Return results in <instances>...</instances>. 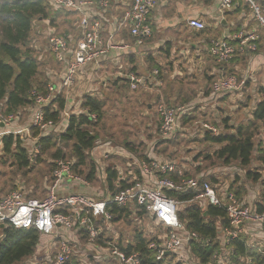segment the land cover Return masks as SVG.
Segmentation results:
<instances>
[{"label": "trees", "instance_id": "1", "mask_svg": "<svg viewBox=\"0 0 264 264\" xmlns=\"http://www.w3.org/2000/svg\"><path fill=\"white\" fill-rule=\"evenodd\" d=\"M88 1L94 3L107 1L110 4L115 0ZM233 1L238 4L239 10L237 11H240V9H242V11L245 10L246 7L240 0ZM220 2L221 0H219L218 6ZM228 12L229 11L225 14ZM228 16L231 18L233 14H229ZM120 18L121 16L117 19V22ZM76 19L77 17L73 13L52 11L45 0H0V114L4 116L11 115L18 120H20L23 113H25L24 110H28V114L30 115L34 106L30 93L35 91L36 93L45 94L48 84L52 83L57 85V78L50 75L46 77L45 75V66L47 65L45 60L47 57H44L42 61L41 58L38 57L41 52L39 51L40 49L32 45L35 22L47 21L49 26L51 28L53 27L57 34L68 35L71 33L77 38L76 40H78L80 35L75 34L73 31H69L73 21ZM60 27H64L65 29L59 31ZM205 29L206 25L201 31L193 30L192 34L194 37L203 36L206 33ZM53 34L55 33L53 32ZM220 39L221 38H215L210 40L208 42L207 51L212 41ZM170 49V43H167L165 47H161L159 50V55L163 60V67L153 65L158 72L155 78L157 81L161 80L166 82L167 79L163 76L164 71L171 73L173 70L172 67L175 61L169 58ZM47 53L51 56L50 58L53 59L51 53L49 51H47ZM261 53H264V49L260 47L255 55H260ZM149 58L152 61V57ZM247 60V56L236 55L232 65L243 66L244 62ZM213 61L219 66L215 68L214 74H210L211 69L209 68L203 73V78L205 79L203 81L206 82L203 96L209 97V99L215 98V96H212V85L217 79V73L221 70V67L225 69L224 74L235 73L232 69V65L231 67H227L217 64L214 59ZM130 64H132V62H130ZM57 65H59V63H57ZM131 72H133L136 77H139L135 74V69L132 68ZM174 79L175 80L169 82L167 85L168 87L163 88L166 106L175 107L172 105L174 103L188 105L195 97L194 91L188 90L189 82H186L184 78L175 77ZM127 82L129 83L128 80ZM248 87H250V81L246 82L242 91L243 95L245 89ZM64 95V90L57 92L51 103L43 111L44 121L53 124L47 132H43L39 128H31L29 131L30 139L26 140L25 145L22 144L23 138L20 135L8 134L4 135L0 140V179L7 175L5 169H12L8 176L15 177L19 175L23 179H26V181L30 183L27 187L32 189L27 199L37 198L38 200H43L46 197L47 192L45 197L42 196V194H44V189L46 191V188L52 184V173L55 169V161L58 160L71 161L73 163V173L89 182L91 187L95 186L98 182L100 186L103 187L100 172L97 170L90 152L95 146V143L101 139V132L105 128V102L91 96H84L81 110L77 114H72L70 116L67 120L68 123L65 130L61 131L60 115L65 107ZM251 103L252 99L249 95L246 97V103L243 107H248ZM153 104L152 106H154ZM147 106L148 105H146V108ZM156 106L157 105H155V111ZM146 108L144 106V109ZM194 108L189 106L188 113L180 118V128L171 139L163 140L158 136L156 137V132H152L148 136L147 140L151 143L150 152L153 156L160 161L174 163L177 167L176 169L183 171L184 178L194 176V178H198L206 169L214 166L215 161H221L223 165L235 163L245 170V177L248 181L256 183L260 175L246 169L250 167L253 161V154L257 151L255 138L259 135H264V97L255 104V109L252 112V120L248 121L246 124H239L235 128H230L226 125V122H224V132L220 130L217 131L216 134H213L211 131L202 130L199 126L202 132H204L199 143L218 146L219 149L214 151L212 155L199 153L193 158V163L196 166L194 167V171L192 173H187L183 167L177 166L173 160H170V157L172 155V149L180 145L177 135L181 133L182 128L185 129L184 127L188 125L193 126V124L198 121L194 116ZM191 111H193V113H190ZM91 115H95L94 120L91 119ZM203 121L208 122L207 120ZM120 146L130 154L128 160L133 166H136V177L132 180L131 178L125 179L124 181L120 180L121 182L119 181V184H116V186L113 185V182L116 181L118 177V173L114 169H112L114 171L110 170L113 166L112 163H109L106 176L111 194L128 187L134 181L141 180L142 174L138 166L132 161L133 159L139 162L148 161L146 144L142 141L135 144L130 143L127 139H123ZM34 147L39 148V153L31 158L30 152ZM257 153V162L264 166V149L257 151ZM48 160L52 162L48 163ZM44 165H46V169H41ZM34 173L38 174V177H36ZM168 178L175 183L179 181L176 173L170 174ZM236 183L237 179L231 182L229 192L232 193L237 200L241 201L242 204L251 206L257 214L264 213V201L259 200L255 204H250L252 199H243L245 189L235 186ZM18 188L22 187H17L16 182H14V187L11 191ZM83 188L89 189L90 187L80 186L77 191L78 194H82L83 191L81 190H83ZM95 190L99 191L97 188ZM2 192L3 189L0 190V194ZM99 192L100 194L98 195L93 194L84 196L90 199H99L103 197L101 190ZM165 195L180 202H187L194 198L195 193L165 191ZM248 197H251V195H248ZM108 211L112 216L111 224L116 230H119L118 240H115V235H113V237L108 236L105 230L102 237H105L108 241L115 242L119 251L123 252L125 255L133 253L139 254L142 264H182L177 262L173 255L156 261L154 253L148 249L149 243L152 241L151 238L143 234L135 223V216L141 217L145 215L143 210L136 207L121 208L110 206ZM178 219L185 225L187 231L195 233L202 239L208 241V244L203 246L193 242L190 243V253L195 256L196 261H198L197 264H219L217 261L212 260V257L214 253L221 249L220 239L218 238L220 226H228L225 211L211 205L202 208L200 205L193 203L180 207ZM133 222L136 227H133V231L129 237L123 236L120 232V228L116 226H123L124 223L132 224ZM51 240V236H43L33 229H16L8 225L0 228V264H25L29 260L31 262V260L39 256L41 252H49L52 250L47 251L44 249L45 245L50 243ZM225 250L231 252L227 258V264H264V252L262 253L251 247L249 248L247 246V240L243 236L230 241L225 246ZM44 257L45 255H42L39 261H35L32 264H43L45 262ZM245 259H249V262L246 260L245 263H243ZM70 262H74V260L71 259L66 264H71ZM95 264L118 263L108 258Z\"/></svg>", "mask_w": 264, "mask_h": 264}, {"label": "built area", "instance_id": "2", "mask_svg": "<svg viewBox=\"0 0 264 264\" xmlns=\"http://www.w3.org/2000/svg\"><path fill=\"white\" fill-rule=\"evenodd\" d=\"M240 1L247 8L256 28L250 32H239L230 40L212 41L208 52L219 65L229 66L236 55L250 58L257 51L258 29L264 30V1L263 3L258 0ZM45 2L54 12L76 15L75 29L80 38L69 45L65 37L55 34L49 36L47 49L56 62L64 65L63 76L58 85L48 84L45 94L35 91L30 93L34 106L31 110L29 125L20 127L15 117L0 114V127L4 129V132L0 134V140L8 134L20 136L23 134L25 141L29 140L31 128H39L47 132L53 124L44 121L43 111L56 93L62 90L69 91L84 67L96 62L99 58H105L112 49L123 48L122 45H114L112 35L107 42L103 40L102 33L107 23L103 12L109 7L107 1L94 3L88 0H45ZM155 5V0H130L128 9L122 13L117 22L118 29L124 27L129 29L136 47H141L152 35L148 16ZM236 5L233 0H221L218 6L219 12L230 11ZM186 24L189 29L195 31H201L205 27L201 20L194 17L187 19ZM230 41L235 42V45H231ZM224 72L221 69L217 73V79L212 85V96H241L246 82L251 79V74L244 72L238 77L231 73L224 74ZM157 74L156 70L152 71L154 82L158 84L155 79ZM126 79L129 81L131 90L145 84L144 78L133 75H129ZM188 111L189 107L183 105L170 107L158 104L156 113L159 119V137L163 140L171 139L180 128V118ZM64 115L68 117L66 111ZM90 117L95 119V115ZM200 128L211 131L213 134L217 133L216 128L203 123H200ZM108 146L109 143L99 144L96 150L102 153L103 148ZM38 153L39 148L34 147L30 152L31 158ZM107 154L108 151L104 149L102 155L105 157ZM132 161L142 174L141 180L134 181L128 187L114 194H106L99 199H90L78 194L79 187L88 184L73 173L71 161H55L52 184L47 189L46 198L27 199L21 188L0 198V226L8 225L23 230L33 229L43 236H51L52 240L46 244L47 251L56 249V255L53 260L45 255L44 259L49 264H66L72 257L70 242L79 240L78 235L85 239L90 250L98 249L118 264H142L139 254L125 255L118 250L115 242L102 237L105 230L108 234L115 235V240H118V232L111 224L112 216L108 211L110 206L136 207L149 216L154 230H145V233L152 240L148 249L154 253L156 261L164 259L169 253V256L173 255L179 263L197 264L198 261H194L190 253V243L200 246L208 244V241L197 234L187 231L185 225L179 221L178 212L182 205L196 203L202 208L211 205L225 211L228 226L221 238V249L212 257V260L219 264H225L227 261L222 254L224 247L230 241L254 230H260L264 234V213L257 214L251 206L242 204L228 192L225 185L211 184L205 180L204 176L184 178L183 171L176 169L174 163L160 161L151 152H149L148 161L139 162L135 159ZM174 173L179 178L177 183L168 178ZM165 191L194 192L195 196L192 200L180 202L167 197ZM143 218L144 216L134 218L136 225L141 229L144 228ZM259 235L264 236L261 233ZM96 245L98 248L95 247ZM226 252L227 256L231 253L229 250ZM108 258L101 257L99 262Z\"/></svg>", "mask_w": 264, "mask_h": 264}, {"label": "crops", "instance_id": "3", "mask_svg": "<svg viewBox=\"0 0 264 264\" xmlns=\"http://www.w3.org/2000/svg\"><path fill=\"white\" fill-rule=\"evenodd\" d=\"M155 1H156V5L150 11V14L148 16L149 23L151 24L152 35L150 38L144 41L141 47H136L134 45V39L131 37L129 29L127 27H124L123 29H118L116 27L117 19L122 15L124 11H126L130 3V0H115L113 3L110 4L108 3L109 5L108 9H106L103 12L104 19L107 22L105 25V31L102 33L103 40L104 42H107L109 40V37L112 35L114 38V45L116 46L122 45L123 48L112 49L109 52V54L106 55L105 58H99L96 62L84 67L82 71L79 73V76L76 77L75 84L69 89V91H66L64 95L65 107L60 115L61 131L65 130L68 123L67 120L70 118V116L72 114H77L81 110L82 99L84 96H91L93 98H97L105 102L103 100V98L105 97L102 91L106 90L107 88L106 86L110 84V82L114 83L118 81L115 83L116 86L119 87L120 85V87H122L124 84L125 88L129 91L128 92L129 97L126 101V104L133 103L137 107H139V109L144 106L146 108V105H148L147 108L145 109L146 116L147 114L152 113V111L154 112L153 114H155L157 118V122L153 125L152 132H156V131L158 132L159 119L154 106H152V104L154 103L153 99H155L157 95L154 94L153 91L149 90V87L152 86L155 87L156 90H158V88L168 87L167 85L169 84V82L175 80L174 79L175 77L184 78L182 77L181 71L178 69V66L180 64H183L181 60L178 61L179 56L188 64H192V63L196 64L201 72L203 70L205 71L208 68L211 69L210 74H212L214 70H216L215 67L214 68L208 67L205 63V61H209V60L213 61L211 55L207 51L208 42L215 38L230 40L232 39L233 36L237 35L239 32H250L256 28L255 23L250 18V14L247 8H245V10L243 11L242 9H240V11H237L239 10L237 3H236L237 5L233 9H231L227 14H225L227 11H223L222 13L219 12V7H218L219 0H155ZM258 1L260 3H263L264 0H258ZM229 14H233V16L230 18V16H228ZM192 17L198 18L204 24H206V29H205L206 33L203 36L194 37V35L192 34L193 29L188 28L186 21L187 19ZM75 21H73L72 23L71 26L72 30L70 29L69 31H73L75 34H79L75 29V23H74ZM41 23L46 24L48 22L44 21ZM36 26L37 25L34 24L33 31L36 30ZM47 28L48 30L57 34L53 27L51 28L50 26H47ZM263 31L264 30L262 29H258L259 41L257 42V51L258 49H260V47L264 49ZM57 35L65 37L70 45H72L73 42L76 41L77 39L71 33H69L68 35L66 34H57ZM167 43H170L171 46L169 58L173 59L175 62H174V66L172 67L173 70L171 73H169L168 71H164L163 73V76L168 81L166 80V82H163L160 80L158 81L157 84L156 82H154V77L151 75V73L153 70H156L153 67V65H158V67H163V60L159 55L160 54L159 50L161 47H165ZM230 44H233L234 46L235 42L230 41ZM177 50H179L180 52H177ZM43 52L47 53L45 52V50ZM38 57H40L41 60L44 59V56L41 53ZM50 57L51 56L48 55L47 59L45 60V62L47 63V65L45 66V75L46 77L49 75L52 77L55 76V78H57L56 84L58 85L61 80L60 78L63 76L64 65L61 63L57 65L58 62L56 63V61L53 60L54 58L52 59ZM149 57H152V61L150 60ZM205 57L209 58V60H207ZM248 61L249 62L254 61L252 63V66L253 64L255 66H262V68H259L258 72H263L261 77L263 81V85L261 83V86L264 88V53H261L260 55H255L254 53L250 58H248L247 62ZM130 62H132V64H130ZM186 63H185V68L188 69L190 65ZM231 65L232 63L227 67H231ZM238 67L239 66L232 65V69L236 73L234 74L240 77L244 72L239 73ZM132 68L135 69L136 71L135 74H137L140 78L145 79V84L137 87V89L135 90L130 89V84L127 82L126 79L127 77H129V75L135 76L134 73L131 72ZM250 74L254 77L253 75L254 73H250ZM248 81H250V87H253L254 84L251 83V81L255 83L256 79L253 80L251 78ZM204 87H206V82L203 81V87H202L203 89L200 90L201 93L200 96L202 95V97L201 99L198 98L194 104H203L208 101L209 104H212V106L216 108V105L218 104L217 99L219 98L215 97L214 99H209V97H204L203 96ZM188 90L191 91L192 89L188 87ZM222 97L224 96H221L220 98ZM228 97L231 100L230 103L234 105L237 99L243 97V93H241V96H236L237 99L233 96H228ZM227 103L229 105L228 101ZM256 103L252 104V107L244 123H239V124H246L248 121L252 120V112L255 109ZM219 104H221V108H223V102L221 101V103ZM250 106H248L246 109H248ZM24 111L25 114H27L26 115L27 122L28 124H30V115L28 114V110L27 111L24 110ZM65 111L68 113V117L64 115ZM210 117L212 116L210 115ZM207 121L208 122H198V123L196 122L193 124V127H195V129H193V132H196L199 140L201 139L202 134H204V132H202V130L199 127L196 128L197 124H199L200 126V123H203L208 126L216 128L217 131H220V129L218 128L219 125L217 127L212 119L210 121L209 120ZM224 122H226V125L229 124L230 128H235L239 125V124H237V126L233 125L232 122L228 120H224L223 123ZM0 131L4 132V129L1 127ZM156 137H157V133H156ZM142 142L146 144V149L148 151L146 152L148 157L149 152L151 150V143L149 141L145 142L144 140ZM105 143H109V146L107 148L106 147L103 148V150L105 149L108 151V154L104 157L102 155L103 150L102 153H100L99 151L96 150V147L99 144L103 145ZM217 149H219L218 146ZM90 155L97 167V170L100 172V178L101 181L103 182V187L100 186L99 182L95 186L91 187V184L82 178L88 184L85 187H90L89 189L83 188V190H81L83 191L82 192L83 195H93V194L98 195L100 194L99 192L100 190L103 196H105L106 194H111V189L108 186L107 176H106L108 170L107 166H109V163H112L113 166L110 170L111 171L115 170L118 173V177L116 181L113 182V185L116 186V184H119L121 181H124L125 179L131 178L132 180L134 177H136V173H135L136 166H133L132 163H130V161L128 160L129 159L128 156L130 154L120 145H116L111 141L98 140L95 143L93 149L91 150ZM236 169H241V167L239 165L238 167H235L232 164L223 165L221 169L206 170L207 172H203L199 177L204 176L205 180L209 181L211 184H223L225 185V187L228 189L229 192V188H231L230 186L231 183L227 185L226 181L221 182L220 180L222 179L223 175L227 174L224 172L228 171L232 176L237 172ZM228 176L229 175L225 177ZM231 179L234 180L233 178ZM96 188L99 191L95 190ZM47 189L48 187L46 188V192ZM250 198L252 199L250 204H255L256 202H258L256 195H251ZM250 198H248V200ZM151 222L152 221H149V224L153 223ZM143 224L145 225V222H143ZM116 226L119 228L121 227V225H116ZM226 228L227 226L226 227L220 226L219 236H218L220 242ZM142 230L145 233V229L143 228ZM44 249L47 250L46 245ZM42 255L47 256V252H43ZM43 264H49V263L45 261Z\"/></svg>", "mask_w": 264, "mask_h": 264}, {"label": "rangeland", "instance_id": "4", "mask_svg": "<svg viewBox=\"0 0 264 264\" xmlns=\"http://www.w3.org/2000/svg\"><path fill=\"white\" fill-rule=\"evenodd\" d=\"M35 24L37 26H36V30H34L33 32L34 36L32 38V45L35 48L40 49L41 50L40 53L44 57H47L48 56L47 53H44L43 51L44 50L45 52L48 51L47 50V38H49V36L53 34V32L48 30L47 28V26H49L48 23L45 24V23H41L37 21L35 22ZM63 29L65 28L60 27L59 31H62ZM177 52H180V51L177 50ZM206 59L209 60V58H206ZM180 60L183 64H180L178 66V69L181 71L182 77H184L185 81L189 82L188 87H190L194 91L196 96L194 100L188 103V105L182 104V103H174L172 105L174 106L183 105L185 107L192 106L193 108L195 107L193 111H194V116L198 120L196 121L197 123L205 122L203 120L210 121L212 119L215 122V125L217 127L219 125L218 128L222 132H224V123H223L224 120L231 121L232 124L236 126L239 123H244L252 107V104L256 103L257 101H259L261 98L264 97V90H263L264 88L261 86V83L263 85V81L261 79L263 72H258L259 68H262V66H255L254 64L252 66V63L254 61H251V62L246 61V63L244 62L243 66L238 65L239 66L238 71L239 73L240 72L254 73L253 74L254 77L251 75V78L253 80L256 79V81L255 83L251 81V83H253L254 86L246 88L242 98L237 99V97L233 96L237 99L234 105L230 103L231 100L229 99L228 96H224L222 98L216 97V98H219L217 99L218 104L216 105V108L212 106V104H209L208 101L203 104H194L198 98L201 99L202 97V95L200 96L201 94L200 90L203 89L202 88L203 80H205L203 78L204 70L201 72L196 64H193V63L188 64L186 63V61H184L179 56L178 61ZM185 63L190 65L191 67L189 66V68L186 69ZM205 63L208 67L217 68L218 66L212 60L205 61ZM221 69L225 70L224 67H221ZM116 82L114 83L110 82V84L106 86L107 87L106 90L102 91L105 97L103 98V100L105 101L106 118L104 120L105 128L101 132L100 140L102 141L109 140L116 145H121V142L123 141V139H127V141H129L130 143H135V144H138L140 141H143V140L147 142L148 136L153 131L152 127L157 122V118L155 114H153L154 112L152 111V113L147 114L146 116L144 107H141L139 109V107H137L133 103L126 104V101L129 97L128 96L129 91L125 88L124 84L123 86L121 85L122 87H120V85L119 87L116 86L115 85ZM154 88L155 87H152V86L149 87V90L153 91V93L157 95L156 98L153 99L154 108H155V105H158V104L167 105L163 88H158L159 91L156 90V88L155 89ZM249 95L252 99V103H251V106L248 109H246L247 107H243V105H245L246 97ZM221 101L223 102V108H221V104H219L221 103ZM227 101L229 102V105ZM193 111H191L190 113H193ZM210 115L212 117H210ZM27 123L28 122H27L26 114L23 113L22 117L20 118V120H18L17 124L20 127L21 126L25 127L26 125H28ZM198 127H199V124L196 125V128ZM228 127H230L229 124H228ZM184 128L185 129L182 128L181 133L177 135V139L180 145L172 149V155L170 157V160H173L177 164V166L183 167V169H185L187 173L189 172L192 173L194 171V167H196L193 163V158L196 157L199 153H207V154L212 155L213 152L217 149V146L203 145L199 143V138L196 132H193V129H195V127L188 125L187 127H184ZM186 128H188V130ZM2 133L3 131L2 132L0 131V134ZM156 133H157V136L159 137V134L157 131ZM112 135L114 138L112 137ZM21 137L23 138L22 144L25 145L26 138L23 134L21 135ZM255 146L257 147V151L264 149V135H259L255 138ZM257 151H255L253 154V161L251 162L250 167L246 169L248 171H252L253 173H258V175H260V178L256 183H253L246 179L245 170L243 168L236 169L237 172L232 176L230 172L228 171L224 172L227 174L223 175L220 181L221 182L226 181V184L228 185L229 183L234 182L237 179V183L235 184V186H239L245 189L244 190L245 194H244L243 199L250 198L248 197V195H256L258 199L257 201L259 200L264 201V166L260 165L256 160L257 155H258ZM49 162L51 163L52 161L48 160V163ZM232 165L235 167H238V165L235 163H232ZM222 167H223V164L221 161H215V165L206 170H210V169L217 170V169H221ZM41 169H46V165H44L43 168L41 167ZM11 170L12 169H5V171L7 172V175L0 179V190L3 189V192L0 194V198L5 196L12 190V188L14 187V182H16L17 187H22L21 189L26 197L29 196L32 189L28 188L27 186L30 183L27 182L26 179H23L19 175L15 177L8 176ZM204 172H207V171H204ZM34 175L38 177V174L34 173ZM227 175L229 176L225 177ZM230 177L233 178L234 180H232ZM45 195H46V191L44 189V194H42V196L45 197ZM149 221H150L149 216L145 214L143 218V222H145V225L143 227L146 231H150V230L153 231L154 230L153 224H149ZM129 224L124 223L123 226L120 227V232L123 234V236L129 237L133 231L132 230L133 227H136L134 222L130 225ZM118 231L119 230L117 229V232ZM141 231L143 234H146L144 233L142 229ZM259 233H261V235H264L262 232H260V230L258 231L254 230L253 232H250L247 235L243 234L242 236L246 238L247 246L249 248L251 247L252 249H256L263 253L264 252V236L260 237ZM108 236L113 237V235H110V234H108ZM78 239L79 240L75 242L74 241L70 242V247L72 251L71 259L74 260V262H70L71 264L72 263L95 264V263H99V261L101 260V257L108 258V255L106 253L101 252L98 249H96L98 252L90 250L86 244V241L80 235H78ZM95 247L98 248V245H96ZM226 251L227 250H225V247H224L222 257L227 260L229 256H227ZM42 254L43 252L40 254L41 256H36V258L31 260V262L29 260L25 264H32L35 261L36 262L39 261L42 258ZM55 255H56V250L54 249L47 252V256L51 258V260H53ZM193 260L196 261L195 256H193ZM246 260H248L249 262V259H245L243 260V263H245ZM225 264H227V262Z\"/></svg>", "mask_w": 264, "mask_h": 264}, {"label": "water", "instance_id": "5", "mask_svg": "<svg viewBox=\"0 0 264 264\" xmlns=\"http://www.w3.org/2000/svg\"><path fill=\"white\" fill-rule=\"evenodd\" d=\"M3 227H4L3 225L0 226V228H3ZM167 256H169V253L167 254Z\"/></svg>", "mask_w": 264, "mask_h": 264}]
</instances>
